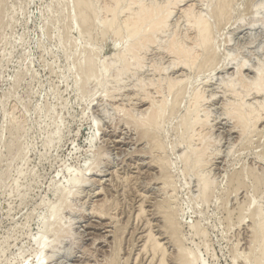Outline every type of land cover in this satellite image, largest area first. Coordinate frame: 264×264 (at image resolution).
Here are the masks:
<instances>
[{
    "label": "rangeland",
    "instance_id": "obj_1",
    "mask_svg": "<svg viewBox=\"0 0 264 264\" xmlns=\"http://www.w3.org/2000/svg\"><path fill=\"white\" fill-rule=\"evenodd\" d=\"M74 1L0 0V264H39L40 258V264H145L144 254H137L147 222L155 237L165 241L168 264H177L179 257L183 264H259L253 236L258 211L264 210V112L263 121L240 137L239 131H230L234 122L221 107L230 100L222 88L231 85L237 65L245 61L242 75L248 81L264 67V0H231L227 18L221 19L214 18L218 0L196 4L195 12L212 25L209 47L217 50L219 64L204 69L201 58L194 70L182 69L188 74L186 84L178 87L181 95L175 89L173 96L164 86L155 93L152 84L180 69L168 68L171 61L163 45L169 36L189 39L187 19L173 13L165 33L145 51L140 71L128 55L125 62L133 70L124 73L115 54L132 42L125 27L119 25L118 36L101 23L102 14V19L99 14L91 19L95 23H81ZM96 2L98 11L100 0ZM226 55H235L229 67ZM200 89L207 101L198 113L210 109V116L205 134L192 141V129L186 131L182 120L193 113L190 99ZM141 90L157 100L170 97L168 109L179 99L180 106L176 103L172 115L167 110L160 129L147 125L139 130L137 118L148 107L140 104ZM147 128L146 139L142 133ZM151 140L160 148L154 150ZM195 142L209 148L202 172L193 169ZM201 176L211 180L204 198ZM102 197L112 223L104 214L101 220L93 218L92 206ZM142 203L146 213L141 219L137 207ZM159 205L173 217L170 223L157 211ZM38 241L51 248L43 252Z\"/></svg>",
    "mask_w": 264,
    "mask_h": 264
},
{
    "label": "bare ground",
    "instance_id": "obj_2",
    "mask_svg": "<svg viewBox=\"0 0 264 264\" xmlns=\"http://www.w3.org/2000/svg\"><path fill=\"white\" fill-rule=\"evenodd\" d=\"M99 0H97L98 2ZM199 1L201 2V0H164V1H159V0H150V1H146V0H103V3H101L102 1L100 0V3L101 4L100 8L98 9L97 11V7L95 8L94 5H93V2H96V1H91V0H76L74 1L75 5H76V8L74 6L75 9H78L77 13L79 14L78 18H80L83 22L81 23H87L89 21H91V19L94 17V18H98V14H99V17H100V14H102L101 16H103V21L101 22L102 24L105 23V25L107 26V28L109 30H114L115 29V32L117 30V33L118 36H121V26H124V30L126 29V31L128 32V38H130L132 40V42L129 44V46L126 48H124L125 51L122 52H119L117 54H115L116 56V60H120L121 63H123L122 65V68H123V72L124 73H128L130 71H132L133 69L131 68L132 66L129 65L128 66V62H125L126 61V57L129 55V56H132L133 57V60H135V62L138 64V68L139 71L140 69L142 68L143 66V63L145 62V58H146V54L147 52H145L146 50H149L150 47H152L153 44H155V41H156V37H158V35L163 34L165 33V30L167 29V27L169 26V19L171 18V16H173V13H176L180 16V18H185L188 20V22L191 24V30H192V33L191 35L189 34L188 32V35H190L189 39H183V40H177L175 36H169L168 38H165L166 41H165V45L164 46V53L167 54V57L168 59H170V66L168 68H170L171 66H174V67H180V69L178 71H175L174 73H172V75H167V76H158L159 79L156 80V84H152V85H156L155 88H157V91L156 92H159L158 90L161 89L162 86H164V88L167 90V94L168 96L172 95L173 96V93L174 91L178 90L181 86L183 85L184 87V84L186 80H184V76L188 75L184 73V70H194L195 67L198 66V64H200V60L201 58H203L201 62L202 65H199V67H203L204 69H208V68H213L215 65L219 64V60L217 59V55L215 54V52H217V50L214 51V48L212 49L211 47H209V45L212 44L213 42V39L211 40V38H213L212 36V33H213V28H212V25L209 23L210 20H207L206 16H204L201 12H195V6L197 3H199ZM204 1V0H203ZM233 1V0H232ZM96 2V3H97ZM231 2V0H218V5L216 3V5L218 6L216 9H213L215 10V14L216 17H218L219 19L223 18L226 16V12L227 10H229V3ZM184 3V4H183ZM232 3V2H231ZM95 4V3H94ZM121 4H125V6H121ZM203 4V3H202ZM98 5V3H97ZM211 5V4H210ZM263 7V6H262ZM261 7V8H262ZM231 8V7H230ZM264 8V7H263ZM119 11H121L123 14H124V17L123 19H119ZM98 12V13H97ZM101 12V13H100ZM214 13V12H213ZM228 13V12H227ZM121 14V15H123ZM213 15V14H212ZM107 16L110 18L108 19ZM211 17V14L209 15ZM214 16V15H213ZM212 16V18H213ZM93 18V19H94ZM101 17L98 18V19H102ZM121 18V17H120ZM227 18V16H226ZM225 18V19H226ZM184 19V20H185ZM95 20V19H94ZM171 20V19H170ZM218 20V19H217ZM98 21V20H97ZM186 21V20H185ZM215 21V19H214ZM219 21V20H218ZM96 22V21H95ZM94 21L90 22V24L92 23H95ZM88 25V24H86ZM85 25V26H86ZM101 25V24H100ZM104 25V26H105ZM103 26V25H102ZM173 27V26H172ZM106 28V27H105ZM174 28V27H173ZM99 29V28H98ZM106 31V30H104ZM174 31H177V30H174ZM173 31V32H174ZM103 32V31H102ZM101 32V33H102ZM114 32V31H113ZM171 33V32H170ZM174 35V34H173ZM185 36V37H188ZM160 37V36H159ZM127 39V38H126ZM158 40V39H157ZM211 40V41H210ZM123 41V40H122ZM157 42V41H156ZM210 43V44H209ZM154 46V45H153ZM162 46V45H160ZM209 47V48H208ZM215 47V46H214ZM214 52H213V51ZM208 53H207V52ZM162 52V50H161ZM121 53V54H120ZM204 53H207L206 55ZM164 54V55H165ZM205 57H204V55ZM230 55V54H228ZM148 56V55H147ZM227 57V55H226ZM235 57V55H234ZM231 57H227L226 58V61H229V62H226V65L227 63L230 64V62L232 61H235V58ZM160 59V58H159ZM167 60V59H166ZM91 61V59H90ZM159 61V60H158ZM224 61V60H223ZM117 62V63H118ZM149 62V61H148ZM157 62V61H155ZM222 62V61H221ZM245 62V61H244ZM243 62V64L241 63V65H237L239 66L238 69H237V72H236V77H232L234 78V80L232 82H230L229 84H231L230 86H228V88H222L225 89V93L226 94L225 96L227 97V94L229 95V99L230 100H227L223 102L222 104V109H223V113L224 115L232 120L234 122V127L230 130L232 133H238L239 132L241 133L240 137H243V135L249 131L251 128L254 130L256 125L260 122L263 121V112H264V70H260L262 67H260V69L258 70L256 76L252 79V81H248L246 80L243 75H242V69L245 67V63ZM128 63V64H126ZM135 63V64H136ZM152 63V62H151ZM235 63V62H234ZM237 63V62H236ZM94 64V63H93ZM89 65L92 67H95V65ZM156 64V63H155ZM163 64V63H162ZM238 64V63H237ZM261 64V63H260ZM259 64V66H260ZM150 65V64H149ZM233 65V63H232ZM263 65V64H262ZM131 66V67H130ZM161 66V65H159ZM219 66V65H218ZM225 66V65H224ZM223 66V67H224ZM236 66V67H237ZM217 67V66H216ZM216 67H214L216 69ZM220 67V66H219ZM227 67H229L227 65ZM90 70L92 71L93 69ZM225 68V67H224ZM247 68V67H246ZM264 68V67H263ZM262 68V69H263ZM132 69V70H131ZM135 69L134 72H137L138 70ZM184 69V70H182ZM199 69V68H198ZM245 69V68H244ZM95 70V69H94ZM121 70V69H120ZM137 70V71H136ZM143 70V69H142ZM151 70V69H150ZM155 70V69H154ZM171 70V69H170ZM175 70V69H174ZM181 70V71H180ZM225 70V69H223ZM257 70V69H256ZM91 71H89V73H91ZM138 71V72H139ZM158 71V70H157ZM94 72V71H93ZM121 72V71H120ZM133 72V74H135ZM152 72V71H151ZM156 72V71H154ZM161 72V71H160ZM165 72L167 73V71L165 70ZM186 72V71H185ZM190 72V71H188ZM187 72V73H188ZM200 72V71H199ZM208 72V71H207ZM220 72V71H219ZM123 73V74H124ZM180 73V74H179ZM130 74V73H129ZM138 74V73H137ZM136 74V75H137ZM161 74V73H160ZM163 74V73H162ZM197 74V73H196ZM228 74V73H227ZM91 76L92 73L90 74ZM126 75V74H125ZM89 76V77H91ZM154 76V75H153ZM131 77V76H130ZM133 77V76H132ZM198 77V76H197ZM220 78V77H219ZM227 78V77H226ZM230 78V80L232 79ZM186 79V77H185ZM151 80V79H150ZM153 80V78H152ZM207 80V79H206ZM213 80V79H211ZM221 80V79H220ZM226 80V79H224ZM209 81V80H208ZM139 82V81H138ZM143 82V80H142ZM150 82V81H149ZM184 82V84H183ZM188 82V81H187ZM205 82V81H204ZM140 83H141V80H140ZM139 83V85H140ZM148 83V82H147ZM151 83V82H150ZM203 83V82H202ZM220 83V82H219ZM137 84V83H136ZM135 84V85H136ZM143 84V83H142ZM206 84H208V82H206ZM204 83V86L206 85ZM213 84V82H212ZM218 84V83H216ZM221 84V83H220ZM228 84V85H229ZM138 85V84H137ZM211 85V84H210ZM214 85V84H213ZM142 86V85H141ZM140 86V87H141ZM149 86V85H147ZM133 87V85H132ZM151 87V86H150ZM179 87V88H178ZM189 87V86H188ZM223 87V86H222ZM225 87V86H224ZM227 87V86H226ZM135 88V86H134ZM147 88V87H145ZM154 88V87H153ZM151 88V91L152 89ZM160 88V89H159ZM163 88V87H162ZM186 88V87H185ZM201 88V87H200ZM136 89V88H135ZM139 89V88H138ZM141 89V88H140ZM176 89V90H175ZM183 89V88H181ZM187 89V88H186ZM145 90V89H144ZM144 90H141L144 92ZM150 90V89H149ZM188 90V89H187ZM209 90V89H207ZM206 90V91H207ZM221 90V91H222ZM140 91V92H141ZM147 91V90H146ZM145 91V92H146ZM181 91V90H180ZM183 91V90H182ZM220 91V92H221ZM144 92V93H145ZM177 92V91H176ZM184 92V91H183ZM205 92V91H204ZM204 92H203V89L201 90H197L193 93V96H191L192 98L190 99V105L191 106V111L193 112L189 117L188 116H183V125H184V129L186 131H191L192 129V134L193 136L191 137L192 141H197V138L195 139V136H198L204 131V128L206 127V124L208 123V120H209V111L210 109L208 110V113L204 111L203 109V113L205 112V114L203 115H200V113L198 112H202V110L200 111V107H201V103H205L203 100L204 99ZM140 94V104L141 105H147L148 107L146 108L145 112L142 114V118L141 116H139L137 118V122H140L141 123V126H138L140 129L139 130H144V127H146L148 125V128H151V127H157V129H160L158 126H160V124H163V120L165 118V114L168 110V112L171 113V110L173 111V109L175 110V107H176V103H178L177 99L176 100L174 99V103L172 105V107H170L169 105V109H168V103H167V99L165 97L161 98V99H155L153 98L152 96H150V93L148 94ZM125 94V93H124ZM161 94V93H160ZM177 94V93H176ZM179 90H178V94L179 95ZM156 95V94H155ZM162 95V94H161ZM175 95V93H174ZM174 96V97H178V96ZM181 95V94H180ZM154 96V95H153ZM158 96V95H157ZM160 96V95H159ZM165 96V95H164ZM183 96V95H182ZM210 96V95H209ZM253 97L251 98V102H247L246 101V98L247 97ZM130 97V96H129ZM133 97V96H132ZM137 97H138V94H137ZM181 97V96H180ZM213 97V96H212ZM218 97V96H217ZM224 97V96H223ZM222 97V98H223ZM125 98V97H124ZM131 98V97H130ZM139 98V97H138ZM172 98V97H171ZM211 98V97H210ZM215 98V97H214ZM225 98V97H224ZM114 99V98H113ZM134 99V98H133ZM137 99V98H136ZM179 100V99H178ZM212 100V98H211ZM176 101V102H175ZM207 101V100H205ZM116 102V100H115ZM127 102V101H125ZM130 102V101H128ZM132 102V101H131ZM172 102V101H171ZM121 104V103H120ZM179 106H180V103H178ZM122 105V104H121ZM139 105V104H138ZM141 106V107H143ZM188 106V107H189ZM117 107V106H116ZM135 107V106H134ZM219 107V106H218ZM125 108V107H124ZM220 108V107H219ZM145 109V108H144ZM125 110V109H124ZM131 110V109H130ZM206 110V111H207ZM220 110V109H219ZM128 111V110H127ZM215 111V110H213ZM125 112V111H124ZM130 116L132 115V112H130ZM129 114V112H128ZM134 114V113H133ZM222 114V113H221ZM136 115V114H135ZM134 115V116H135ZM172 115V113H171ZM202 116V117H200ZM224 116V117H225ZM133 117V115L131 116ZM171 117V116H170ZM212 117V116H211ZM135 119V117H134ZM211 120V119H210ZM213 120V119H212ZM217 120V119H216ZM133 121V120H132ZM179 121V120H178ZM215 121V120H214ZM162 122V123H161ZM181 123V122H180ZM135 124V123H134ZM136 125V124H135ZM182 125V123H181ZM134 126V125H133ZM137 127V126H136ZM148 128L146 129L147 131H144L142 133V136L144 138L148 137L150 135H148L149 133V130ZM210 128V127H209ZM151 131V130H150ZM181 131V130H179ZM239 131V132H238ZM187 133V132H186ZM180 134V132H179ZM203 134H205L203 132ZM202 134V135H203ZM191 135V134H190ZM207 135V134H206ZM245 136V135H244ZM152 138V137H151ZM203 138V137H202ZM147 139V138H146ZM190 139V138H189ZM188 139V140H189ZM195 139V140H194ZM206 139V138H205ZM135 140V139H134ZM150 140V139H149ZM200 140V139H199ZM190 141V140H189ZM142 142V141H141ZM151 142L153 143L154 145V150L156 148H160L159 147V143L157 142V140H151ZM209 142V141H208ZM192 143V142H191ZM200 143V142H199ZM198 143V144H199ZM159 144V145H158ZM196 144V142L193 144V152L194 153V165H193V169L194 171L198 170L199 169L201 170L202 172V167L206 165V162L207 161V154L206 151L207 149H209L207 146V144L205 145H198ZM204 144V143H203ZM151 149V148H150ZM158 153V152H157ZM154 156V155H153ZM185 156V155H184ZM209 156V155H208ZM210 158V157H209ZM208 158V160H209ZM157 160V159H156ZM160 161V160H159ZM153 163H155L154 161H152ZM157 162V161H156ZM190 162V157L187 156L186 157V164L188 163L189 164ZM209 163V162H208ZM207 163V164H208ZM124 164V163H123ZM157 164V163H156ZM152 165V164H151ZM153 166V165H152ZM207 166V165H206ZM163 167V166H162ZM159 168V167H158ZM164 168V167H163ZM205 170V169H204ZM138 171V170H137ZM190 172V170H189ZM161 173V171H160ZM207 173V172H206ZM210 173V172H209ZM197 174V173H196ZM163 175V173H162ZM190 175V174H189ZM207 175V174H206ZM101 176V175H100ZM116 176V175H115ZM159 176V175H158ZM205 176V175H204ZM208 176V175H207ZM169 177V176H168ZM196 177V176H195ZM198 177V176H197ZM116 179V178H115ZM163 179V178H162ZM169 179V178H168ZM201 181H199V185H202L200 186L201 188V196L202 198H204L205 196H207V191H208V187H209V182L211 181H208V179H205L204 177L202 178H199ZM242 179V178H241ZM112 180V179H111ZM118 180V179H117ZM243 180V179H242ZM88 181V180H87ZM169 181V180H168ZM163 182V181H161ZM242 182V181H241ZM241 182L239 183L237 181V183H239V185L241 184ZM259 181H257L258 183ZM118 183V182H117ZM89 184V183H88ZM167 183H165L164 185H166ZM112 185V184H111ZM258 185V184H257ZM162 186V185H161ZM168 186V185H166ZM165 186V187H166ZM170 187V186H168ZM165 189V188H164ZM102 193H98L96 194L97 197H101ZM165 194V193H164ZM92 195V194H91ZM160 195V194H158ZM103 196V195H102ZM142 198L145 196H141ZM94 198V197H93ZM139 198V197H138ZM143 198V199H144ZM147 198V197H146ZM143 199H140V202L141 200ZM106 199L102 197V199H100L99 204L96 206V207H93L92 208H95V212L92 214L94 215L93 218H97V220H101L103 218H100L103 214H104V218L106 216V220H108V223H112V220H113V217L110 216L112 215L111 214V209L108 210L109 211H104V208L106 206ZM148 200V199H147ZM164 200V199H163ZM144 201V200H143ZM108 202V201H107ZM108 204V203H107ZM165 204V203H164ZM143 205L144 203L140 204L138 208V214H144L146 212H144L145 210L143 209ZM108 206V205H107ZM115 206V204L113 205ZM154 206V205H153ZM160 206V205H159ZM111 207V206H110ZM164 205L160 206L159 209L157 210L161 215H163V208ZM260 207V206H259ZM263 207V206H262ZM68 208V207H67ZM113 208V207H112ZM171 208V207H170ZM107 209V208H106ZM261 209V207H260ZM258 211V222L256 223L257 224V228L254 230L255 231V234H254V239L257 243H258V248L260 249L259 252H260V258H261V261H259L261 264L262 261H264V210H260ZM170 210V209H169ZM57 207H54L52 209V215H54L56 212H57ZM166 212V210H165ZM164 212V220L166 221V224L167 222L170 223L169 221L171 220L170 217V214H166ZM169 212V211H168ZM91 213V212H90ZM156 214V213H155ZM51 215V217H52ZM57 215V214H56ZM157 215H159L157 213ZM253 215V214H252ZM55 216V215H54ZM100 216V217H99ZM255 216V215H253ZM141 217V215H140ZM139 217V218H140ZM251 217V216H250ZM173 218V217H172ZM257 218V217H256ZM142 219V217H141ZM253 219V218H252ZM253 221V220H252ZM135 222V221H134ZM107 226H109L110 224H106ZM106 226V227H107ZM151 226V225H150ZM165 226V225H164ZM252 226V225H251ZM110 227V226H109ZM171 227V224L169 226V228ZM254 228V227H252ZM60 229V228H59ZM58 229V230H59ZM57 230V231H58ZM142 236L139 238V239H142V245L140 246V250H139V254H137L138 256H140V253L144 254V258L143 261L145 264H168L167 263V259H166V249L164 248L163 244L164 242H160V240L158 238L155 237V235L153 234L152 232V228L149 227V224L148 222L145 223L143 225V228H142ZM168 230V229H167ZM172 230V229H171ZM170 230V231H171ZM64 231V230H63ZM106 231V230H105ZM164 231V230H163ZM162 231V232H163ZM250 231V230H249ZM248 231V232H249ZM62 234L61 230L58 231ZM167 232V231H166ZM251 232V231H250ZM59 233V234H60ZM109 233V232H108ZM171 233V232H170ZM65 234V233H64ZM165 235H167V233H163ZM250 234V233H249ZM108 235V234H107ZM161 235V234H160ZM164 235V236H165ZM168 234V238L170 237V239H172L173 242H175V239H174V235H170ZM252 235V234H251ZM119 236V235H118ZM158 237V236H157ZM163 237V236H162ZM167 238V236H165ZM164 237V238H165ZM251 237V236H250ZM117 239L116 242H119L118 241V238H115ZM161 239V238H160ZM163 239V238H162ZM169 239V240H170ZM165 240V239H164ZM42 241V240H41ZM41 241H38L39 242V245L42 247V251L44 252L45 250L48 251L47 248H49L50 246H45L44 245V242L41 243ZM168 241V239H167ZM115 242V243H116ZM171 242V241H169ZM253 242V241H252ZM179 243V242H178ZM252 245V244H251ZM178 246V245H177ZM54 247V246H53ZM52 247V248H53ZM51 248V247H50ZM247 248V247H246ZM251 248V247H250ZM253 248V247H252ZM254 249V248H253ZM252 249V250H253ZM51 251V249H50ZM258 251V250H257ZM258 254V253H257ZM137 257V256H136ZM142 257V255L140 256ZM248 256H246L247 258ZM251 257V255H250ZM135 258V257H134ZM48 259V258H47ZM195 258L192 257L190 259V262L192 261H195L194 260ZM41 260L42 258H40L39 260V264L41 263ZM112 260V259H111ZM177 260V259H176ZM248 260V259H247ZM254 260V259H253ZM256 261V260H255ZM110 264H116L115 260H112ZM177 264H183V259L181 257H179L178 259V263Z\"/></svg>",
    "mask_w": 264,
    "mask_h": 264
}]
</instances>
